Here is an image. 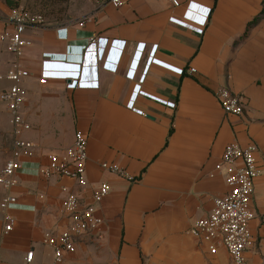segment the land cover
Here are the masks:
<instances>
[{
	"label": "crops",
	"instance_id": "1",
	"mask_svg": "<svg viewBox=\"0 0 264 264\" xmlns=\"http://www.w3.org/2000/svg\"><path fill=\"white\" fill-rule=\"evenodd\" d=\"M122 1L117 8L96 0L70 23L27 32L34 44L24 57L31 76L23 86V114L32 129L23 137L38 149L23 161L15 187L0 186V204L6 194L18 201L7 236L0 207V264H28L30 251L32 264H232L225 247L211 254L192 229L228 191L217 167L233 142L259 149L251 208L264 215V20L249 27L264 0H177L178 7ZM9 12L0 0V14ZM63 26L78 36L58 39ZM12 60L0 41V75ZM41 76L47 84H39ZM3 82L0 93L9 84ZM219 88L241 96L242 116L224 112ZM77 131L89 139L87 188L39 173L49 154L72 147ZM12 144L11 115L0 100V171ZM105 162L117 163L132 180L103 170ZM101 183L111 191L96 207L100 232L76 238L75 251L56 262L44 234L69 227L66 198L79 195L88 203ZM251 233L246 258L264 264L260 219Z\"/></svg>",
	"mask_w": 264,
	"mask_h": 264
},
{
	"label": "built area",
	"instance_id": "2",
	"mask_svg": "<svg viewBox=\"0 0 264 264\" xmlns=\"http://www.w3.org/2000/svg\"><path fill=\"white\" fill-rule=\"evenodd\" d=\"M166 1L174 7L179 6L177 0ZM110 2L117 8L124 5L122 0H110ZM45 22L42 15L31 13L21 7L10 10L8 14H0V25L3 27L0 41L5 44L13 58L8 71L0 75V80L10 84L0 93V100L11 115L13 126L11 156L0 171V186L7 192L18 184L17 176L22 169L23 161L34 158L38 149L33 141L23 137L25 132L32 129L31 123L23 114V86L31 76L29 68L24 64V57L34 44L27 32L45 27ZM79 26L84 27V23H80ZM56 35L58 39L70 42L73 41V37L78 36V30L63 26L56 29ZM45 60L56 62L51 58ZM190 72L196 73V69H191ZM47 82L46 77H40V85H45ZM215 96L225 113L234 116L244 114L241 96L230 89L219 88ZM88 144V135L77 131L72 147L63 153L47 156V164L40 168V175L46 179L56 176L70 178L81 188H87L89 186L86 170ZM258 153L259 149L254 144L243 147L233 142L225 147L217 168L224 175L228 191L225 195L214 198L211 212L207 217L197 221L192 229V234L209 246L211 254H216L218 247H225L232 264H249L246 251L252 240L251 223L257 218L264 223V215H256L251 208L255 180L261 174ZM101 167L119 177L129 178L127 170L117 163L105 162ZM110 191L109 184L101 183L93 187L91 200L88 203H85L79 195H70L63 201V209L71 216L69 227L59 235L46 233L43 237V243L52 249L56 262H62L65 254L75 251L76 238L88 233L100 232L103 219L99 216L96 207ZM17 202V198L10 194H6L1 201L5 236L14 230L15 219L10 212ZM25 260L28 264H32L33 251L27 254Z\"/></svg>",
	"mask_w": 264,
	"mask_h": 264
},
{
	"label": "rangeland",
	"instance_id": "3",
	"mask_svg": "<svg viewBox=\"0 0 264 264\" xmlns=\"http://www.w3.org/2000/svg\"><path fill=\"white\" fill-rule=\"evenodd\" d=\"M95 5L96 0H21V8L42 15L45 25L54 27L70 23V20L92 11ZM3 84L7 85L6 82Z\"/></svg>",
	"mask_w": 264,
	"mask_h": 264
},
{
	"label": "trees",
	"instance_id": "4",
	"mask_svg": "<svg viewBox=\"0 0 264 264\" xmlns=\"http://www.w3.org/2000/svg\"><path fill=\"white\" fill-rule=\"evenodd\" d=\"M2 1L10 10L21 7V0H2ZM262 20H264V2L259 16L256 19H254L252 22H250L249 27L258 24Z\"/></svg>",
	"mask_w": 264,
	"mask_h": 264
}]
</instances>
